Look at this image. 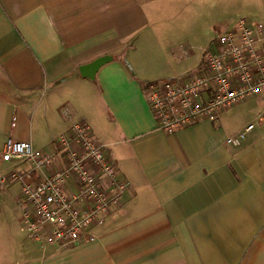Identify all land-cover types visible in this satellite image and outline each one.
Here are the masks:
<instances>
[{
  "label": "crops",
  "instance_id": "1",
  "mask_svg": "<svg viewBox=\"0 0 264 264\" xmlns=\"http://www.w3.org/2000/svg\"><path fill=\"white\" fill-rule=\"evenodd\" d=\"M240 18L264 22V0H0V147L11 137L53 149L65 107L129 184L66 248L38 246L21 222L24 236L2 205L16 204L18 185L0 191V264H264V93L168 134L144 92L197 71ZM199 38L196 62L172 67L174 50L191 59ZM103 55L92 79L79 73ZM250 123L240 145L225 143Z\"/></svg>",
  "mask_w": 264,
  "mask_h": 264
},
{
  "label": "built area",
  "instance_id": "2",
  "mask_svg": "<svg viewBox=\"0 0 264 264\" xmlns=\"http://www.w3.org/2000/svg\"><path fill=\"white\" fill-rule=\"evenodd\" d=\"M213 49H205L201 65L184 79L149 83L145 99L157 128L173 133L201 119L216 120L222 110L264 93V22L240 18L219 31ZM53 149H36L28 141L7 138L0 147V191L17 184L16 205L26 237L40 247L66 248L88 236L111 208L120 204L129 184L117 178L85 122L72 120ZM253 124L226 137L240 145Z\"/></svg>",
  "mask_w": 264,
  "mask_h": 264
},
{
  "label": "rangeland",
  "instance_id": "3",
  "mask_svg": "<svg viewBox=\"0 0 264 264\" xmlns=\"http://www.w3.org/2000/svg\"><path fill=\"white\" fill-rule=\"evenodd\" d=\"M146 40H147L146 44H144L145 46H147V45H149V46L150 45L151 46L163 45V43H164V40H163V43H162V41H159L158 44H156V40H152V39L151 40L146 39ZM185 40H188V39H185ZM200 40H202V38L189 40V44H191L190 45L191 46V51H190V56H191L190 58L191 59H187L186 54L184 53V51H182V49H180L179 47L176 48L174 50V55H171V57H170V63L172 65V67H175L176 70H180V69L188 68L192 64H194L196 62L197 58L199 57V55L203 52L202 48L198 47V43L201 42ZM160 42H161V44H160ZM164 80H173V79L165 78ZM10 190H11V191H9L10 193H12V192L14 193L16 191V187L12 186L10 188ZM11 196H13V194H11ZM9 204L11 205L10 206L11 209L9 210V217H10L9 221H10V223H14V225L16 227H18L21 230V233L24 235V231H22L23 227L21 225V220L18 219V215H19L18 210L19 209L17 208V205L13 202L12 198H9L8 201L2 205H3V207H6V209H9ZM2 216L4 218V222H2V223L4 224V223H6L7 215L5 213H3Z\"/></svg>",
  "mask_w": 264,
  "mask_h": 264
},
{
  "label": "water",
  "instance_id": "4",
  "mask_svg": "<svg viewBox=\"0 0 264 264\" xmlns=\"http://www.w3.org/2000/svg\"><path fill=\"white\" fill-rule=\"evenodd\" d=\"M110 59L111 57L109 55L100 56L87 64L81 65L79 67V73L84 77L92 79L98 68Z\"/></svg>",
  "mask_w": 264,
  "mask_h": 264
}]
</instances>
